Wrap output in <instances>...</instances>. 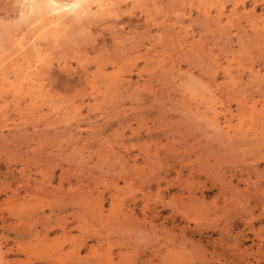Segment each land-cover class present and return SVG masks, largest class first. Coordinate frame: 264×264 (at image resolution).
Returning a JSON list of instances; mask_svg holds the SVG:
<instances>
[{"label": "rangeland", "instance_id": "1", "mask_svg": "<svg viewBox=\"0 0 264 264\" xmlns=\"http://www.w3.org/2000/svg\"><path fill=\"white\" fill-rule=\"evenodd\" d=\"M22 1L0 0V264H264V0L91 1L58 32Z\"/></svg>", "mask_w": 264, "mask_h": 264}, {"label": "bare ground", "instance_id": "2", "mask_svg": "<svg viewBox=\"0 0 264 264\" xmlns=\"http://www.w3.org/2000/svg\"><path fill=\"white\" fill-rule=\"evenodd\" d=\"M94 1L98 8L105 10L109 9L112 10L115 7V3H112L110 0H23L24 9L22 11V17L30 19L32 21L43 20L44 21V28L52 32H58L62 28L65 19L67 20L68 17L71 19L72 17L75 19L89 17L91 15V9L89 2ZM21 2V3H22ZM114 2V1H113ZM20 3V4H21ZM117 6V5H116ZM121 7V5H120ZM122 10L124 8H121ZM22 10V9H21ZM223 12V10H221ZM218 12H220L218 10ZM219 16V15H218ZM204 17V16H203ZM39 20V21H40ZM181 20V19H180ZM67 22V21H66ZM65 22V23H66ZM15 26V25H14ZM18 27V26H16ZM11 28V27H10ZM13 28V27H12ZM11 28V29H12ZM15 29V28H14ZM13 31V30H12ZM47 32H44V34ZM2 34V33H1ZM10 34V33H9ZM43 34V33H42ZM6 36V35H4ZM11 36V35H9ZM44 35H40V38ZM51 37V35H50ZM2 38V37H1ZM39 38V39H40ZM7 41V40H5ZM11 42L13 45L18 47V50L21 51L26 45V39L24 35H14L11 38ZM10 42V43H11ZM36 46V45H35ZM7 48V47H6ZM36 49V48H35ZM36 51V50H35ZM26 52V51H25ZM38 52V51H37ZM29 54V53H28ZM26 58V57H25ZM23 62V61H22ZM20 66V65H19ZM27 67V66H26ZM25 67V68H26ZM20 68V67H19ZM24 68V70H25ZM28 75L31 76L34 73V70L37 69V65H29L28 67ZM40 68V67H38ZM20 72V71H18ZM40 72V71H39ZM26 73V72H25ZM253 74V73H252ZM251 74V75H252ZM24 75V74H23ZM25 76V75H24ZM38 77L40 75H37ZM35 77V76H34ZM37 78V77H36ZM26 79V78H25ZM230 79V78H229ZM233 79V78H232ZM22 80V79H21ZM27 82V81H24ZM216 83V82H215ZM38 85V84H36ZM33 86V85H32ZM35 86V85H34ZM23 88V87H22ZM208 87H206L207 89ZM27 89V88H26ZM214 89V88H213ZM216 89V88H215ZM24 90V89H23ZM29 90V89H27ZM37 90V89H36ZM205 90V89H204ZM206 91V90H205ZM208 92V91H207ZM206 92V93H207ZM34 93V91H33ZM210 93V92H209ZM212 93H214L212 91ZM204 94V93H203ZM210 100V99H208ZM206 100V101H208ZM212 102V101H211ZM213 104V103H212ZM217 104V103H216ZM214 106V104H213ZM217 108V107H216ZM207 109V108H206ZM220 109V108H219ZM214 112V107H212ZM254 111V110H253ZM210 112V110H209ZM209 114V113H208ZM212 114V113H211ZM214 114V113H213ZM220 114V113H219ZM204 115V114H203ZM214 116L217 119L216 113ZM212 118V117H211ZM215 119V118H213ZM229 120V119H228ZM217 121V120H216ZM219 121V120H218ZM230 122V121H229ZM250 123V122H249ZM254 125V124H253ZM220 126V125H219ZM233 128V127H232ZM231 128V129H232ZM242 128V127H241ZM230 129V130H231ZM259 129V128H258ZM234 130H231V132ZM238 131V130H237ZM241 131V130H240ZM220 132V131H219ZM230 132V131H229ZM235 133V132H234ZM231 134V133H229ZM3 253L0 252V258H2Z\"/></svg>", "mask_w": 264, "mask_h": 264}]
</instances>
